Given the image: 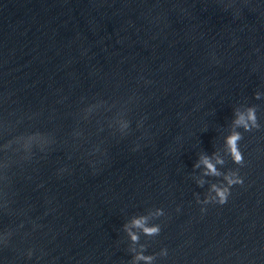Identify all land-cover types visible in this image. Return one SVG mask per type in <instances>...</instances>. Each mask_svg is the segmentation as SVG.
Instances as JSON below:
<instances>
[{
	"label": "water",
	"instance_id": "1",
	"mask_svg": "<svg viewBox=\"0 0 264 264\" xmlns=\"http://www.w3.org/2000/svg\"><path fill=\"white\" fill-rule=\"evenodd\" d=\"M0 264H264V0H0Z\"/></svg>",
	"mask_w": 264,
	"mask_h": 264
},
{
	"label": "clouds",
	"instance_id": "2",
	"mask_svg": "<svg viewBox=\"0 0 264 264\" xmlns=\"http://www.w3.org/2000/svg\"><path fill=\"white\" fill-rule=\"evenodd\" d=\"M250 118L254 119V116H251ZM239 139L238 135H234L232 137L229 138L228 140V144L229 147L233 153V159L235 160V162L239 163L240 160L242 159V157L239 155L238 153V149H236L235 145H236V141ZM202 163L204 164L205 168L207 169L208 173L211 174H217L216 173V168L214 166V164L211 163L210 159L205 157L202 160ZM217 163H222V161L218 160ZM231 183V182H230ZM217 193L220 196V203H225L226 202V196L225 193L223 191H220L219 189H217ZM137 226H142L141 225V221L140 220H136L134 222ZM158 228H145V232L147 234H154L156 232H158ZM133 239H136V237H133Z\"/></svg>",
	"mask_w": 264,
	"mask_h": 264
}]
</instances>
